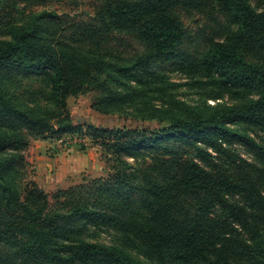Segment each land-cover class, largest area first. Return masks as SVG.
Listing matches in <instances>:
<instances>
[{
  "label": "trees",
  "instance_id": "1",
  "mask_svg": "<svg viewBox=\"0 0 264 264\" xmlns=\"http://www.w3.org/2000/svg\"><path fill=\"white\" fill-rule=\"evenodd\" d=\"M34 2L0 0V69L42 76L52 103L23 109L0 89V264H264V140L250 133L264 134V10L252 0H99L91 21L67 31L55 12L15 21L17 6ZM182 11L216 25L223 14L234 28L205 36L193 56L181 50ZM176 60L210 97L237 102L184 108L156 69ZM88 93L97 112L158 123L83 126L68 100ZM75 133L101 147L108 174L58 190L53 203L34 181L22 187L31 143ZM91 228L145 260L84 238Z\"/></svg>",
  "mask_w": 264,
  "mask_h": 264
},
{
  "label": "rangeland",
  "instance_id": "2",
  "mask_svg": "<svg viewBox=\"0 0 264 264\" xmlns=\"http://www.w3.org/2000/svg\"><path fill=\"white\" fill-rule=\"evenodd\" d=\"M98 4L99 0H36V2L31 4L21 3L13 12L12 17L15 18V21L24 23L31 21L34 15H40L43 12H55L63 18L64 22H67L64 25H67L68 31L74 24L91 21L95 16ZM252 5L258 11L264 10V0H252ZM180 17L188 32V37L181 46V50L193 56L203 54L208 48L205 36H214L217 40H221L228 29L234 28L231 20L223 14L218 16L220 22L218 25L196 11H182L180 12ZM41 20L45 22L47 19L43 18ZM3 31L4 29L0 28V38L8 39L9 35H3ZM125 39L134 49H141L137 40L127 36H125ZM178 63L176 60L164 64H157L156 69L163 71L168 77L167 79L171 84L170 90L184 108L207 111L210 107L216 106L217 104L231 105L237 102L226 94H221L219 99L210 97L213 91L205 88V85L199 82V78H192L181 70L178 67ZM0 89H2V92L7 93L8 97L14 99V102L23 109L40 112L41 110L52 108L49 87L42 76L36 73L19 69H0ZM217 94L220 93L217 92ZM93 96V93H88L77 97H70L68 100L71 115L76 122H79L83 126L85 124H92L108 129L117 127L153 129L158 123L157 120L142 119L130 113L103 114L97 112L92 108ZM1 130L2 125H0ZM84 132H86V128L83 129ZM81 133L64 135L60 139L53 140V143H49L45 147L35 151V155H38V157L48 156L50 158L58 157L67 152V157L69 158V154L71 155L72 153L71 147H74L73 151L76 156H73L75 158L70 159L68 163L69 167H71L70 171H67V182L70 183L69 187L82 184L85 180L96 179L108 174L107 165L102 158L101 147L94 146L91 139L84 137ZM250 133L254 137H258L257 134H259L260 140H264V134L261 131L250 130ZM237 148L242 154L247 156L243 147L237 146ZM31 152L32 150H29L28 153L26 152V157L28 155L27 160L32 157ZM24 173L26 181L23 178L21 182L22 187L25 186V182L34 181L40 190L41 188L44 189L43 192L53 203L55 193L62 188L55 190L46 189L41 181L37 182L34 180L37 173V165L35 162L30 163L29 161V165H27ZM84 238L107 246L123 248L133 256L145 260L143 256L139 255L136 249L126 247L121 242L120 236L112 230L100 231L91 228L84 235Z\"/></svg>",
  "mask_w": 264,
  "mask_h": 264
},
{
  "label": "crops",
  "instance_id": "3",
  "mask_svg": "<svg viewBox=\"0 0 264 264\" xmlns=\"http://www.w3.org/2000/svg\"><path fill=\"white\" fill-rule=\"evenodd\" d=\"M53 143V140H35L31 143L29 150H32V157L28 160L30 163L35 162L37 165V173L34 180L41 181L46 189L55 190L58 188L67 189L70 183L67 182V171H70L68 163L70 159L76 156L74 153V147H71V155L69 158L66 154L59 155L58 157L50 158L48 156L35 155V151L45 147L48 144ZM27 151V153H28ZM28 158V155H27Z\"/></svg>",
  "mask_w": 264,
  "mask_h": 264
},
{
  "label": "water",
  "instance_id": "4",
  "mask_svg": "<svg viewBox=\"0 0 264 264\" xmlns=\"http://www.w3.org/2000/svg\"><path fill=\"white\" fill-rule=\"evenodd\" d=\"M41 192H43L44 191V189L43 188H41V190H40Z\"/></svg>",
  "mask_w": 264,
  "mask_h": 264
}]
</instances>
